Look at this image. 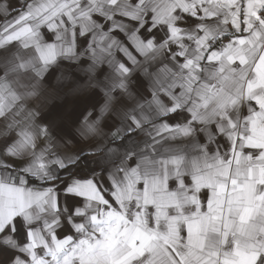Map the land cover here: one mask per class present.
<instances>
[{
  "label": "snow or ice",
  "instance_id": "1",
  "mask_svg": "<svg viewBox=\"0 0 264 264\" xmlns=\"http://www.w3.org/2000/svg\"><path fill=\"white\" fill-rule=\"evenodd\" d=\"M0 264H264V0H0Z\"/></svg>",
  "mask_w": 264,
  "mask_h": 264
},
{
  "label": "crops",
  "instance_id": "2",
  "mask_svg": "<svg viewBox=\"0 0 264 264\" xmlns=\"http://www.w3.org/2000/svg\"><path fill=\"white\" fill-rule=\"evenodd\" d=\"M91 167H94V164H92L91 162H89V163L87 164V168H91Z\"/></svg>",
  "mask_w": 264,
  "mask_h": 264
}]
</instances>
